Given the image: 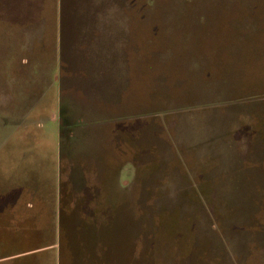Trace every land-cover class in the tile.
I'll list each match as a JSON object with an SVG mask.
<instances>
[{
  "label": "rangeland",
  "instance_id": "374dc122",
  "mask_svg": "<svg viewBox=\"0 0 264 264\" xmlns=\"http://www.w3.org/2000/svg\"><path fill=\"white\" fill-rule=\"evenodd\" d=\"M43 7L0 16V264H264V0Z\"/></svg>",
  "mask_w": 264,
  "mask_h": 264
},
{
  "label": "crops",
  "instance_id": "0c3cea01",
  "mask_svg": "<svg viewBox=\"0 0 264 264\" xmlns=\"http://www.w3.org/2000/svg\"><path fill=\"white\" fill-rule=\"evenodd\" d=\"M48 0H0V16L6 17L8 20H13V18L18 14L21 13L18 10L20 9L23 10L22 12L32 14L31 18L36 17V12L41 14L40 12H43V5L45 4ZM30 5L32 6V10L30 11ZM41 6V7H40ZM40 8V9H39ZM39 11H35V10ZM4 15V16H3ZM5 19V18H4ZM27 207H31L30 202H26L25 209ZM8 257H4L1 259H6Z\"/></svg>",
  "mask_w": 264,
  "mask_h": 264
}]
</instances>
